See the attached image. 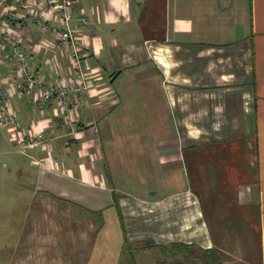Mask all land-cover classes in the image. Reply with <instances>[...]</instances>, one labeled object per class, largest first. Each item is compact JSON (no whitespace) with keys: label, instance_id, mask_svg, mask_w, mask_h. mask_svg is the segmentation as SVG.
<instances>
[{"label":"crops","instance_id":"crops-1","mask_svg":"<svg viewBox=\"0 0 264 264\" xmlns=\"http://www.w3.org/2000/svg\"><path fill=\"white\" fill-rule=\"evenodd\" d=\"M74 13L91 88L71 95L73 122L34 93L12 103L51 143L18 170L30 197L6 264H120L147 240L135 248L264 264V0H79ZM43 36L32 25L28 44ZM9 53L1 79L17 75ZM31 65L48 83L73 77L67 47Z\"/></svg>","mask_w":264,"mask_h":264},{"label":"built area","instance_id":"built-area-1","mask_svg":"<svg viewBox=\"0 0 264 264\" xmlns=\"http://www.w3.org/2000/svg\"><path fill=\"white\" fill-rule=\"evenodd\" d=\"M79 0H0V56L7 48L8 59L14 61L17 75L0 78V125L5 126L11 142L27 155L32 147L47 148L51 139L45 129L35 126L27 129L20 124L12 107L16 94L34 93L38 110L44 112L54 101L64 109L68 121L73 122L74 110L69 100L73 93L87 92L91 82L84 63L85 54L78 43L73 20L83 23L85 16H75L74 4ZM32 25L44 34L34 46L28 44ZM67 47L70 50L72 79L48 83L33 69V54L44 49ZM21 81H18V79ZM10 84L4 87V84Z\"/></svg>","mask_w":264,"mask_h":264},{"label":"rangeland","instance_id":"rangeland-1","mask_svg":"<svg viewBox=\"0 0 264 264\" xmlns=\"http://www.w3.org/2000/svg\"><path fill=\"white\" fill-rule=\"evenodd\" d=\"M32 158L11 142L9 131L0 125V264L7 263V252L15 241V234L18 236L26 213L24 208L30 193L18 184V170L28 167ZM145 242L134 243L133 246L149 244L148 240ZM130 249L127 246V255H131ZM134 251L136 264H202L200 260L189 261L181 256L173 259L171 247L167 250L141 247ZM127 255L123 256L120 264H130Z\"/></svg>","mask_w":264,"mask_h":264},{"label":"trees","instance_id":"trees-1","mask_svg":"<svg viewBox=\"0 0 264 264\" xmlns=\"http://www.w3.org/2000/svg\"><path fill=\"white\" fill-rule=\"evenodd\" d=\"M131 245V246H130ZM127 246H129L131 255H127ZM144 247H147L146 245ZM135 246L132 245L131 242L127 241V244H125V255L129 256L128 260H130V264H136L135 258L133 253L135 252L134 249ZM172 258L177 259L180 256L185 257L186 260H200L202 264H222V258L218 254V252L215 249H203L200 247H197L193 244H185V243H173L172 246ZM136 250H139L137 248ZM164 250H167L164 248Z\"/></svg>","mask_w":264,"mask_h":264}]
</instances>
